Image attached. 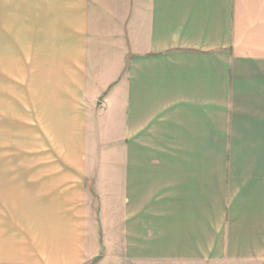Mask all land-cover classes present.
Listing matches in <instances>:
<instances>
[{
    "label": "crops",
    "instance_id": "1",
    "mask_svg": "<svg viewBox=\"0 0 264 264\" xmlns=\"http://www.w3.org/2000/svg\"><path fill=\"white\" fill-rule=\"evenodd\" d=\"M26 112L45 170L0 173V264L101 243L143 264L264 263V0H0V130ZM53 121L61 140L81 124L114 174H51ZM94 192L120 198L94 211Z\"/></svg>",
    "mask_w": 264,
    "mask_h": 264
},
{
    "label": "rangeland",
    "instance_id": "2",
    "mask_svg": "<svg viewBox=\"0 0 264 264\" xmlns=\"http://www.w3.org/2000/svg\"><path fill=\"white\" fill-rule=\"evenodd\" d=\"M63 39H67L68 36H62ZM60 40V36H52V43L58 44ZM28 41H31V36H20V59L22 60H31L32 54L26 47ZM30 44V43H29ZM31 47V46H30ZM23 48H25L23 50ZM55 48L53 47V55L52 60L56 64L58 62L59 56L55 53ZM22 64V63H21ZM23 69V68H22ZM26 68L23 70V76H21L22 81L20 80L19 92H20V107H26L27 99V77L24 73ZM10 90V85H8ZM17 90L18 88H14ZM14 90V91H15ZM11 91V90H10ZM25 109V108H24ZM23 114V113H22ZM21 114V115H22ZM74 117V115H69ZM22 120L20 124L15 129H9L8 132H2L0 130V173L3 174H35L44 169L45 164L40 163L39 157L44 154L47 156V152H39L36 147L33 145H28V142H31V134H33V130L30 129V125L24 122V119H27L26 114L21 116ZM70 118V117H69ZM71 121V119H68ZM59 127L53 121L52 125V146H51V174H114V170L111 168L112 166L107 164L106 168L103 169V163L99 162H91L90 158L93 154H96L95 158H100L103 150H107L108 148H103L102 146L94 147L91 146V141H89L86 137L82 139L81 134V124L77 125L76 123L73 125L74 129L72 131L67 130V138L61 140V136L65 134L62 130H59ZM30 135V138H28ZM93 142V140H92ZM41 148V147H40ZM88 161H84V160ZM45 170V169H44ZM47 171V164H46ZM50 172V171H48ZM54 195V192H53ZM120 197L106 195L103 197H95V192L93 196H91V202L89 203V207L95 210V202L105 201V204L112 203L116 204V201ZM112 200V202H110ZM64 200L60 199V204L64 203ZM59 204V203H57ZM89 215H91L89 213ZM97 212H93L92 216H97ZM114 212H109L105 214V218H112L114 216ZM112 220V219H111ZM108 230L104 228H100V240L103 239V233L105 234ZM90 232V231H89ZM113 232V230L111 231ZM92 233L96 234V230H93ZM113 240H115L113 238ZM53 247H58L54 246ZM75 248V247H74ZM95 252V255H92ZM60 255L53 254V257L56 258ZM74 261V260H73ZM59 264L60 262L57 260L53 262ZM74 264H143L142 262H138L136 260H128L124 257L123 253V245L121 244H98L96 246H89L86 250L85 258L83 261ZM154 264V263H153ZM264 264V263H263Z\"/></svg>",
    "mask_w": 264,
    "mask_h": 264
}]
</instances>
